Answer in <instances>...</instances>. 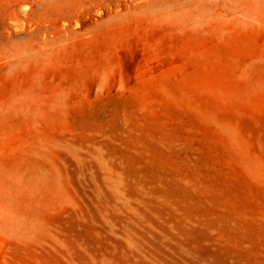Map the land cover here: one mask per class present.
I'll return each instance as SVG.
<instances>
[{
	"label": "rangeland",
	"instance_id": "rangeland-1",
	"mask_svg": "<svg viewBox=\"0 0 264 264\" xmlns=\"http://www.w3.org/2000/svg\"><path fill=\"white\" fill-rule=\"evenodd\" d=\"M0 198V264H264V0H0Z\"/></svg>",
	"mask_w": 264,
	"mask_h": 264
},
{
	"label": "bare ground",
	"instance_id": "bare-ground-1",
	"mask_svg": "<svg viewBox=\"0 0 264 264\" xmlns=\"http://www.w3.org/2000/svg\"><path fill=\"white\" fill-rule=\"evenodd\" d=\"M27 177H28V176H27ZM20 178H21V177H20ZM30 178H31V174H29V179H30ZM33 178H34V176L31 178V180H29V182L31 181V184H32V182H33V180H32ZM27 179H28V178H27ZM36 179H37V178H36ZM23 180H24V179H23ZM23 180H22V181H23ZM24 181H25V180H24ZM109 181H110L109 183L111 184V186H112L114 189L117 190V187H118V186H117V182H116V180H114V179L111 180V179H110ZM29 182H28V183H29ZM24 183H25V182H24ZM33 183H34V182H33ZM26 184H27V182H26ZM1 195H3V193H2ZM4 196H5V195H4ZM7 197H8V196H7ZM8 198H9V197H8ZM0 199H2V198H0ZM3 199H4V198H3ZM3 199H2V200H3ZM6 200H7V199H6ZM7 201H8V200H7ZM10 201H11V200H10ZM10 201H9V202H10ZM5 202H6V201H5ZM9 202H8V203H9ZM1 203H2V202H1ZM3 203H4V202H3ZM6 203H7V202H6ZM3 205H4V204H3ZM14 205H15V204H14ZM6 207H7V206H6ZM6 207H5V208H6ZM9 207H10V206H9ZM9 207H8V208H9ZM10 208H12V207H10ZM10 208L7 209V210H11V211H12V209H10ZM2 209H3V208H2ZM15 210H16V209H15ZM0 213H1V212H0ZM3 213H5V212L3 211ZM3 213H2L1 215H3L2 218L4 217V218H3L4 221H5L4 226L7 225V226H12V227H13V224H14V223H13V224L11 223V218H10V216H9V214H8V213H10V212L8 211V213L6 212V214H3ZM12 213H13V212H12ZM11 216H12V215H11ZM15 218H16V217H15ZM15 218H14V219H15ZM0 220H1V219H0ZM12 221H13V220H12ZM1 222H2V220H1ZM16 222H17V223H16V226H17L19 222H18V221H16ZM2 224H3V222H2ZM2 224H0V225H2ZM21 224H22V222H20L18 228H19V227L22 228V225H21ZM20 225H21V226H20ZM7 226H6V227H7ZM26 227H27V226H26ZM9 228H10V227H9ZM23 229H24V227H23ZM26 229H27V228H26ZM28 229H30V228H28Z\"/></svg>",
	"mask_w": 264,
	"mask_h": 264
}]
</instances>
